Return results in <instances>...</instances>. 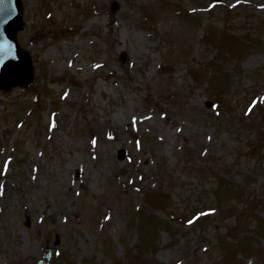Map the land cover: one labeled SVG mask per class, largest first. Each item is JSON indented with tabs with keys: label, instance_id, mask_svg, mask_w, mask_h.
Returning a JSON list of instances; mask_svg holds the SVG:
<instances>
[{
	"label": "rangeland",
	"instance_id": "374dc122",
	"mask_svg": "<svg viewBox=\"0 0 264 264\" xmlns=\"http://www.w3.org/2000/svg\"><path fill=\"white\" fill-rule=\"evenodd\" d=\"M21 4L0 264H264V0Z\"/></svg>",
	"mask_w": 264,
	"mask_h": 264
},
{
	"label": "water",
	"instance_id": "95a60500",
	"mask_svg": "<svg viewBox=\"0 0 264 264\" xmlns=\"http://www.w3.org/2000/svg\"><path fill=\"white\" fill-rule=\"evenodd\" d=\"M20 28V0H0V88L28 86L33 81L30 56L19 47L16 40V32ZM123 155L124 150H119L118 158ZM45 248L43 260H38L36 264H44V261L49 264L51 247L48 241Z\"/></svg>",
	"mask_w": 264,
	"mask_h": 264
},
{
	"label": "trees",
	"instance_id": "16d2710c",
	"mask_svg": "<svg viewBox=\"0 0 264 264\" xmlns=\"http://www.w3.org/2000/svg\"><path fill=\"white\" fill-rule=\"evenodd\" d=\"M149 193H150V190L147 193H145L144 195H145V198H146V195H148L146 198V202H148L151 206H153L152 204H156V202H157V205H159V204H162L161 206L167 205L165 203H166V201L167 202L169 201V197L167 196L168 194L165 195V198H164V196L163 197H157L156 194H149ZM143 235H145V237H148V239H149V237L150 236L153 237L155 235V233L154 232L153 233H150V232L145 233L144 232Z\"/></svg>",
	"mask_w": 264,
	"mask_h": 264
},
{
	"label": "snow or ice",
	"instance_id": "6c2138e0",
	"mask_svg": "<svg viewBox=\"0 0 264 264\" xmlns=\"http://www.w3.org/2000/svg\"><path fill=\"white\" fill-rule=\"evenodd\" d=\"M237 3H239V0H237ZM261 7H264V5H262ZM6 47H8L7 45H6ZM65 95H67V94H65ZM255 103V102H254ZM93 143L95 144L96 143V141L95 140H93ZM138 143V146H139V142H137ZM7 165H5V167H6ZM110 217H105V219H109ZM188 223H192V221L190 220V221H188Z\"/></svg>",
	"mask_w": 264,
	"mask_h": 264
}]
</instances>
